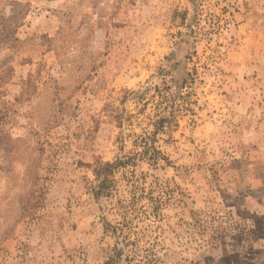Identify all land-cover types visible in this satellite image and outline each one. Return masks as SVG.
<instances>
[{
    "label": "rangeland",
    "instance_id": "obj_1",
    "mask_svg": "<svg viewBox=\"0 0 264 264\" xmlns=\"http://www.w3.org/2000/svg\"><path fill=\"white\" fill-rule=\"evenodd\" d=\"M0 264H264V0H0Z\"/></svg>",
    "mask_w": 264,
    "mask_h": 264
},
{
    "label": "trees",
    "instance_id": "obj_2",
    "mask_svg": "<svg viewBox=\"0 0 264 264\" xmlns=\"http://www.w3.org/2000/svg\"><path fill=\"white\" fill-rule=\"evenodd\" d=\"M165 119H161L157 122V124H163ZM122 165V162L118 161L115 164H105L102 166L100 165L97 170L96 174L98 177L99 186H98V191L97 194L103 195L106 192L107 184L110 183V176L113 168L119 167Z\"/></svg>",
    "mask_w": 264,
    "mask_h": 264
}]
</instances>
